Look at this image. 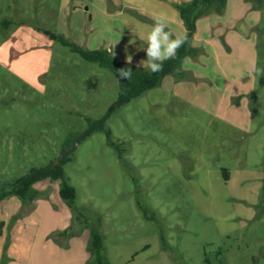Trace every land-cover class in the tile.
Wrapping results in <instances>:
<instances>
[{
    "label": "rangeland",
    "instance_id": "1",
    "mask_svg": "<svg viewBox=\"0 0 264 264\" xmlns=\"http://www.w3.org/2000/svg\"><path fill=\"white\" fill-rule=\"evenodd\" d=\"M189 1L0 0V182L56 159L119 97L116 73L45 31L138 65L152 17L185 35L176 4ZM193 42L186 76L166 75L106 117L110 136L77 144L65 166L76 212L60 180L37 182L47 196L24 216L18 196L0 201V264H86L87 223L111 264H264V6L209 9Z\"/></svg>",
    "mask_w": 264,
    "mask_h": 264
},
{
    "label": "trees",
    "instance_id": "2",
    "mask_svg": "<svg viewBox=\"0 0 264 264\" xmlns=\"http://www.w3.org/2000/svg\"><path fill=\"white\" fill-rule=\"evenodd\" d=\"M228 0H191L189 2L177 3L176 7L180 13L181 18L186 24L187 42L178 50L176 58L164 62L162 71L152 73L142 67H138L135 63H123L108 48H85L78 42L70 39L63 32L45 31L52 39L59 41L63 46L69 47L74 52H77L85 60L97 62L101 67L109 68L116 73L119 77L120 93L118 99L110 105L106 117H109L116 109L129 102L130 100L137 99L142 96L151 88L158 87L163 81L164 77L168 74H173L177 77L186 76L188 70L183 67L184 59L187 55L198 57L200 48L193 43L194 35L197 27V20L209 9L222 13L225 10ZM255 8H262L264 0H251ZM131 68L132 75L130 79L121 78L119 69ZM106 117L100 120H93L88 118L90 125L84 133L75 137L69 136L64 143V148L59 156L46 165L34 166L25 174L14 177L11 181L2 183L0 182V201L10 198L11 196H18L22 200V207L17 216H24L30 212L35 206V201L39 197L47 196L42 193L36 186L40 180H60L59 193L61 197L68 203L72 210L76 212V187L70 183V179L66 174V164L73 159V153L76 151L77 144L91 135L94 131L107 130L110 136L111 131L106 128ZM113 143V142H112ZM225 177L229 179V172L225 170ZM262 198V212H264V177H263V193ZM28 208V211H24ZM81 218V215L77 216ZM83 219V218H81ZM84 220V219H83ZM82 220V221H83ZM86 221V219L84 220ZM5 222H0V233H2V225ZM90 240L87 246L90 253L89 260L86 264H111L107 253L106 245L103 235L95 228L89 225Z\"/></svg>",
    "mask_w": 264,
    "mask_h": 264
},
{
    "label": "clouds",
    "instance_id": "3",
    "mask_svg": "<svg viewBox=\"0 0 264 264\" xmlns=\"http://www.w3.org/2000/svg\"><path fill=\"white\" fill-rule=\"evenodd\" d=\"M152 19L153 26L147 34V46L144 49L146 59H142L138 67L156 73L162 71L165 61L176 58L178 50L187 42V36L177 35L172 31L170 19L165 12L159 13ZM119 75L121 78L130 79L132 69L121 68L119 69Z\"/></svg>",
    "mask_w": 264,
    "mask_h": 264
},
{
    "label": "crops",
    "instance_id": "4",
    "mask_svg": "<svg viewBox=\"0 0 264 264\" xmlns=\"http://www.w3.org/2000/svg\"><path fill=\"white\" fill-rule=\"evenodd\" d=\"M186 31H187V30H186ZM185 34H186V33H185ZM193 43H194V42H193ZM194 45H195V44H194ZM195 46H196V45H195ZM197 47H198V46H197ZM199 48H200V47H199ZM108 49H109V48H108ZM6 200H7V199H5V200L3 199V200H1V201H6Z\"/></svg>",
    "mask_w": 264,
    "mask_h": 264
}]
</instances>
